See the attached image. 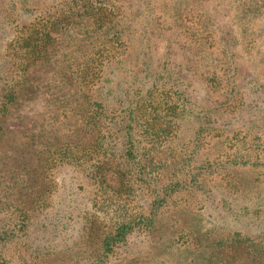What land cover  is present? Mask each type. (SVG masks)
<instances>
[{
    "label": "trees",
    "instance_id": "obj_1",
    "mask_svg": "<svg viewBox=\"0 0 264 264\" xmlns=\"http://www.w3.org/2000/svg\"><path fill=\"white\" fill-rule=\"evenodd\" d=\"M190 1L0 0V153L22 160L6 172L23 179L22 189L41 182L29 203L0 205V264H59L50 253L70 236L83 248L77 264L120 262L132 237L156 230L164 203L202 190L204 171L261 164L250 134L262 125L232 121L255 90L236 48L260 5L242 3L234 29L212 26L215 5ZM41 69L49 76L38 84ZM24 98L48 119L16 140L4 124L22 117ZM219 144L224 154L213 149ZM80 180L91 185L82 203L71 193ZM230 238L235 247L239 238ZM261 248L252 250L256 264Z\"/></svg>",
    "mask_w": 264,
    "mask_h": 264
},
{
    "label": "rangeland",
    "instance_id": "obj_2",
    "mask_svg": "<svg viewBox=\"0 0 264 264\" xmlns=\"http://www.w3.org/2000/svg\"><path fill=\"white\" fill-rule=\"evenodd\" d=\"M170 1L177 4L180 1L178 7L191 3L190 0ZM247 1L249 0H205L202 9L211 10V6L215 5L218 11L216 19L220 20L214 22L212 26L216 24L219 26L217 28H220L224 24V28H228L231 23V27L235 29L239 25L234 21L241 13L240 6L242 7V3ZM256 2L260 5L257 16L248 22V31L240 39L236 48L238 53L236 59L243 71L240 73L253 80L252 84L255 86L252 85V87L255 90L245 94L243 98L247 112L241 109L232 121L239 118L254 119L262 125L260 129L251 130L250 134V138L255 137V140L252 138L250 143H255L258 145L256 147L262 149L261 164L233 166L232 170L229 169L230 173L224 169L215 173L204 171V183L200 187L202 190L198 189L194 193L185 190L181 194L182 200L178 199L177 203H164V209L167 210L159 214L156 230L148 238L142 235L132 237L128 243L131 252L114 264H256V261L252 259V250L253 248L261 250L264 245V118H261L264 117V0H256ZM222 19L224 22L221 21ZM170 24L173 25V23ZM33 75L39 79L38 84H42L49 73L41 69L34 71ZM62 90L67 92V86ZM23 100L25 102L18 106V109L23 108L22 117L16 120L8 119L4 124L5 127L10 128V134L17 136L16 140H23L22 133L36 130L40 127L41 120L48 119V114H45V110L48 109L41 108L40 103H36L35 99L28 102L25 98ZM259 107H263L260 112ZM254 113L256 114L253 116ZM223 118L228 119L225 115ZM184 122H186L185 128L182 129L181 136L187 141L192 130L191 124L186 119ZM5 145L6 141L1 140L0 148L4 150ZM225 146L227 147L225 144H219L213 149L217 153L221 151L220 153L224 154L227 150L221 149ZM202 147L204 149L203 145ZM235 147L230 151H233ZM245 153H248V149L241 155ZM21 161L18 158L13 163L12 159L3 157L0 153V205L22 206L29 203L41 189V182L38 180L25 184L28 188L22 189L23 179L11 178L6 173L9 171L8 167L11 169L14 166H20ZM80 181L84 187L80 190L75 189L76 193L74 191L71 193L73 198H77L78 202L82 203L91 190V185H86L85 180ZM14 186H16L15 189ZM18 191L21 193L18 194ZM30 191H36L34 196L31 197ZM139 198L137 200L142 202L143 199ZM147 204L149 203H132V205L143 206L140 211H144ZM71 228L72 226L68 229ZM236 232L239 235H235ZM71 237L62 241L67 242L57 247L56 252L51 251L52 260L58 258L59 264H64L66 260L77 264L79 254L76 251L83 248H80V240L73 241ZM230 237L239 238L235 247L230 245ZM221 239L224 240L222 242L225 249L220 245ZM93 240V237H89L85 245L88 246V250L95 247ZM251 243H257V245L252 246ZM15 258L14 255L12 259L15 260Z\"/></svg>",
    "mask_w": 264,
    "mask_h": 264
}]
</instances>
